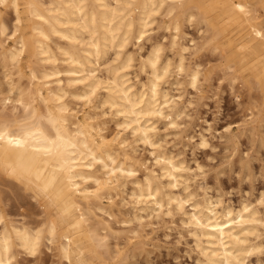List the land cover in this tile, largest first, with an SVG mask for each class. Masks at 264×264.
I'll use <instances>...</instances> for the list:
<instances>
[{"label": "clouds", "instance_id": "obj_1", "mask_svg": "<svg viewBox=\"0 0 264 264\" xmlns=\"http://www.w3.org/2000/svg\"><path fill=\"white\" fill-rule=\"evenodd\" d=\"M0 264H264V0H0Z\"/></svg>", "mask_w": 264, "mask_h": 264}]
</instances>
